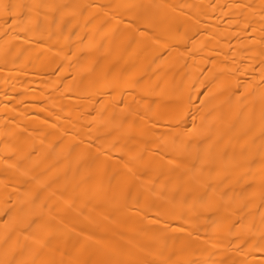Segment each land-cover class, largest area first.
I'll return each mask as SVG.
<instances>
[{
    "label": "bare ground",
    "instance_id": "bare-ground-1",
    "mask_svg": "<svg viewBox=\"0 0 264 264\" xmlns=\"http://www.w3.org/2000/svg\"><path fill=\"white\" fill-rule=\"evenodd\" d=\"M0 264H264V0H0Z\"/></svg>",
    "mask_w": 264,
    "mask_h": 264
}]
</instances>
